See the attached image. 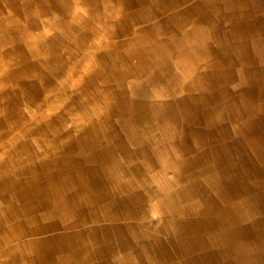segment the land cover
Segmentation results:
<instances>
[{
	"label": "crops",
	"instance_id": "0c3cea01",
	"mask_svg": "<svg viewBox=\"0 0 264 264\" xmlns=\"http://www.w3.org/2000/svg\"><path fill=\"white\" fill-rule=\"evenodd\" d=\"M5 1L0 203L34 252L0 264H264V0Z\"/></svg>",
	"mask_w": 264,
	"mask_h": 264
},
{
	"label": "bare ground",
	"instance_id": "6f19581e",
	"mask_svg": "<svg viewBox=\"0 0 264 264\" xmlns=\"http://www.w3.org/2000/svg\"><path fill=\"white\" fill-rule=\"evenodd\" d=\"M141 1V0H140ZM139 1V2H140ZM219 1V0H218ZM11 2V3H10ZM215 2H217V1H215ZM186 3V2H185ZM213 3V2H212ZM11 4V5H10ZM27 3H26V0H24L23 1V6L24 5H26ZM140 4V3H139ZM5 5L6 6H8V5H10V8H14V7H16L15 6V3L12 1V0H8V1H5ZM125 5V4H124ZM194 5V4H193ZM192 5V6H193ZM197 5V4H196ZM195 5V6H196ZM217 6V5H216ZM215 6V7H216ZM221 6H223V5H221ZM165 7V6H164ZM185 7V6H184ZM183 7V8H184ZM18 8V7H17ZM152 9H154V8H152ZM155 10V9H154ZM185 10V9H184ZM161 12V11H160ZM169 12V11H168ZM171 12V11H170ZM168 14V13H167ZM11 16V18H9ZM166 16V15H165ZM242 16V15H241ZM31 17V15L30 14H26V13H8V15H7V18H4L5 20H3L4 22H5V24L7 25V26H10L11 27V25H15L16 23L18 24H24V23H28L27 21L29 20V18ZM217 18V17H216ZM235 18V17H234ZM178 19V18H177ZM238 19H240V18H238ZM246 19V18H245ZM155 20V19H154ZM158 20V19H157ZM237 20V19H236ZM1 21V20H0ZM161 22V21H160ZM162 22H164V21H162ZM2 26V25H1ZM3 27V26H2ZM26 33L25 32H23V37H25L26 38ZM17 37V36H16ZM18 38V37H17ZM217 38V37H216ZM14 41V40H13ZM18 41V40H17ZM127 46V45H126ZM156 46H158V45H156ZM5 48V47H4ZM14 54V50H8V51H6V54L5 55H7V56H9V55H13ZM127 60V59H126ZM119 61V60H118ZM1 62V61H0ZM10 62H12V63H16L17 62V60H12V61H10ZM2 64H4L3 62H1ZM20 63V62H19ZM18 63H16V65H14V66H17V68H18V66L20 65V67H22V69H24V71L22 70V77L23 78H30V77H32L33 75L31 74L35 69H36V67H34L33 66V64H32V61L29 59V61L27 62V63H21V64H19V65H17ZM14 66H12L11 68H6V72H7V74H5L6 76H4L5 78V85L6 86H8V89H6V94L7 95H9L10 97H12V87L10 88V86H12V85H14V80H13V78H11L10 77V72H11V70H12V68L14 67ZM16 68V69H17ZM40 68V67H39ZM38 68V69H39ZM14 69H15V67H14ZM2 70V69H1ZM94 71V70H93ZM121 71V70H120ZM96 72V71H95ZM128 72V71H127ZM48 74V73H47ZM118 74H120V73H118ZM17 75V74H16ZM122 75H120V77H121ZM99 78V77H98ZM102 78V77H101ZM135 78V77H134ZM21 79V78H20ZM51 79V78H50ZM49 79V80H50ZM122 79V78H121ZM25 80V79H24ZM247 80V79H246ZM26 81V80H25ZM122 81V80H121ZM147 81H148V79H147ZM146 81V82H147ZM29 82H31V81H29ZM35 82V81H34ZM107 82V81H106ZM136 82V81H135ZM140 82V81H139ZM32 83V82H31ZM134 83V82H133ZM30 84V83H29ZM156 84H157V82H156ZM20 85H23L21 82H20ZM38 86H39V84H37ZM44 85V84H43ZM135 85V84H134ZM158 85H160V83L158 84ZM157 85V86H158ZM132 86H133V84H132ZM2 87V86H1ZM19 87V86H18ZM33 87V86H32ZM3 88V87H2ZM36 88V87H35ZM39 88V87H38ZM133 88H134V86H133ZM23 89V88H22ZM134 90V89H133ZM32 91V90H31ZM35 91V90H34ZM101 91V90H100ZM148 91V90H147ZM146 91V92H147ZM28 92V91H27ZM130 92H132V91H130ZM4 93V92H3ZM30 93V92H29ZM38 93V92H37ZM44 93V92H43ZM145 93V92H144ZM157 93V92H156ZM254 93V92H253ZM102 94V93H101ZM14 95V94H13ZM33 95V94H32ZM98 95V94H97ZM254 95V94H253ZM30 96H31V94H30ZM158 96V95H157ZM9 97V98H10ZM73 97V96H72ZM96 97V96H95ZM143 97V96H142ZM9 98L7 99V100H9ZM93 97H91V99H92ZM97 98V97H96ZM72 99V98H71ZM90 99V98H89ZM120 99V98H119ZM254 99V98H253ZM252 99V100H253ZM43 100V99H42ZM76 100V99H75ZM95 100V99H94ZM100 100V99H99ZM1 101H2V99H1ZM33 101V100H32ZM40 101H41V99H40ZM42 102V101H41ZM81 102V101H80ZM3 103V102H2ZM43 103V102H42ZM104 103V102H103ZM44 104V103H43ZM8 106V105H7ZM43 106V105H42ZM250 107H256V106H250ZM121 108V107H120ZM137 108V107H136ZM140 108V107H139ZM246 108V107H245ZM257 108V107H256ZM96 109V108H95ZM99 110H101V109H99ZM138 110V109H137ZM240 110V109H239ZM96 111V110H95ZM122 111H123V109H122ZM133 111V110H132ZM254 111V110H253ZM48 112V111H47ZM217 112V111H216ZM255 112V111H254ZM120 113V112H119ZM215 113V112H214ZM59 114V113H58ZM151 114V113H150ZM44 115V114H43ZM55 115V114H54ZM90 115V114H89ZM95 115V114H94ZM153 115V114H152ZM6 116V115H5ZM163 116V115H162ZM35 117V116H34ZM235 117V116H234ZM32 118H33V116H32ZM112 118V117H111ZM115 118V117H114ZM119 118V117H118ZM250 118V117H249ZM109 119V118H108ZM121 119V118H120ZM38 120V119H37ZM40 120V119H39ZM74 120V119H73ZM101 120V119H100ZM127 120V119H126ZM219 120H220V118H219ZM75 122V121H74ZM118 122V121H117ZM222 122V121H221ZM29 123V122H28ZM27 123V124H28ZM35 123V122H34ZM44 123V122H43ZM49 123V122H48ZM130 123V122H129ZM26 124V123H25ZM24 124V125H25ZM63 124V123H62ZM72 124V123H71ZM70 124V125H71ZM126 124V123H125ZM107 125V124H106ZM145 125V124H144ZM31 126V125H30ZM39 126V125H38ZM141 126V125H140ZM139 126V127H140ZM165 126V125H164ZM112 127V126H111ZM22 128V127H21ZM62 128V127H61ZM64 128V127H63ZM240 128V127H239ZM38 129V128H37ZM169 129V128H168ZM215 129V128H214ZM243 129V128H242ZM10 129L9 128H7V131H9ZM140 130V129H139ZM236 130H237V128H236ZM22 131V130H21ZM130 131V130H129ZM165 131V130H164ZM32 132V131H31ZM42 132V131H41ZM76 132V131H75ZM135 132H137V131H135ZM134 132V133H135ZM145 132H146V130H145ZM234 132V131H233ZM238 132V131H237ZM20 133V132H19ZM211 133V132H210ZM235 133V132H234ZM240 133H242V132H240ZM29 134V133H28ZM81 134V133H80ZM154 134V133H153ZM43 135V134H42ZM78 135V134H77ZM138 135H139V133H138ZM162 135H164V134H162ZM218 135V134H217ZM222 135V134H221ZM242 135V134H241ZM25 136V135H24ZM136 136V135H135ZM46 137V136H45ZM83 137V136H82ZM34 138V137H33ZM141 138V137H140ZM243 138V137H242ZM47 139V138H46ZM92 139V138H91ZM104 139V138H103ZM86 140V139H85ZM139 140V139H138ZM137 140V141H138ZM30 141V140H29ZM42 141V140H41ZM90 141V140H89ZM242 141V140H241ZM51 142V141H50ZM57 142V141H56ZM125 142V141H124ZM141 142V141H140ZM148 142V141H147ZM31 143V142H30ZM44 143V142H43ZM79 143V142H78ZM89 143V142H88ZM240 143V142H239ZM256 143V142H255ZM33 144V143H32ZM41 144V143H40ZM87 144V143H86ZM113 144V143H112ZM207 144V143H206ZM50 145V144H49ZM57 145H58V143H57ZM114 145V144H113ZM16 146V145H15ZM39 146V145H38ZM47 146V145H46ZM53 146V145H52ZM79 146V145H78ZM158 146V145H157ZM41 147V146H40ZM64 147V146H63ZM116 147V146H115ZM127 147V146H126ZM203 147H205V146H203ZM241 147V146H240ZM60 148V147H59ZM89 148V147H88ZM211 148V147H210ZM217 148V147H216ZM224 148V147H223ZM12 149V148H11ZM33 149V148H32ZM61 149V148H60ZM116 149H118V148H116ZM115 149V150H116ZM123 149V148H122ZM58 150V149H57ZM79 150H81V148L79 149ZM84 150V149H83ZM103 150V149H102ZM121 150V149H120ZM132 150H134V149H132ZM163 150V149H162ZM35 151V150H34ZM96 151V150H95ZM159 151V150H158ZM164 151V150H163ZM211 151V150H210ZM214 151V150H213ZM5 152V151H4ZM8 152V151H7ZM54 152V151H53ZM52 152V153H53ZM57 152V151H56ZM62 152V151H61ZM120 152V151H119ZM137 152V151H136ZM155 152V151H154ZM215 152V151H214ZM6 153V152H5ZM55 153V152H54ZM97 153V152H96ZM129 153H130V151H129ZM135 153V152H134ZM245 153V152H244ZM16 154V153H15ZM38 154V153H37ZM99 154H100V151H99ZM248 154V153H247ZM36 155V154H35ZM118 155V154H117ZM122 155V157H123V154H121ZM124 155H125V153H124ZM130 155V154H129ZM29 156V155H28ZM53 156V155H52ZM101 156V155H100ZM24 157V156H23ZM41 157V156H40ZM128 157V156H127ZM254 157V156H253ZM43 158V157H42ZM58 158V157H57ZM74 158V157H73ZM130 158H132V157H130ZM129 158V159H130ZM226 158V157H225ZM243 158V157H242ZM48 159V158H47ZM118 159H120V158H118ZM246 159V158H245ZM252 159V158H251ZM254 159V158H253ZM103 160V159H102ZM126 160V159H125ZM227 160V159H226ZM5 161V160H4ZM45 161V160H44ZM106 161V160H105ZM114 161V160H113ZM124 161V160H123ZM109 162V161H108ZM4 162L2 161L0 164H3ZM10 163V162H9ZM15 163V162H14ZM23 163V162H22ZM27 163H28V161H27ZM32 163H33V160H32ZM125 163V162H124ZM31 164V163H30ZM66 164V163H65ZM100 164V163H99ZM109 164V163H108ZM252 164V163H251ZM259 164H262V163H259ZM33 165V164H32ZM35 165V164H34ZM63 165V164H62ZM106 165V164H105ZM11 166V165H10ZM20 166V165H19ZM29 166V165H28ZM49 166V165H48ZM128 166V165H127ZM68 167V166H67ZM16 168V167H15ZM27 168V167H26ZM255 168V167H254ZM260 168V167H259ZM12 169H13V167H12ZM20 169V168H19ZM29 169V168H28ZM27 169V170H28ZM36 169V168H35ZM34 169V170H35ZM4 170V169H3ZM52 170V169H51ZM93 170V169H92ZM10 171V170H9ZM16 171H18V170H16ZM38 171V170H37ZM55 171V170H54ZM261 171V170H260ZM11 172V171H10ZM31 172V171H30ZM39 172V171H38ZM89 172V171H88ZM92 172V171H91ZM32 173V172H31ZM34 173V172H33ZM84 173V172H83ZM223 173V172H222ZM224 174V173H223ZM228 174V173H227ZM18 175V174H17ZM101 175V174H100ZM235 175V174H234ZM24 176H26L25 174H24ZM60 176V175H59ZM129 176V175H128ZM197 176V175H196ZM228 176V175H227ZM223 177V176H222ZM236 177V176H235ZM241 177V176H240ZM224 178V177H223ZM247 178V177H246ZM229 179V178H228ZM242 179V178H241ZM88 180V179H87ZM125 180V179H124ZM8 181H10V182H16V181H21V179L18 177V176H16V177H13L12 178V176H8V178L7 179H5V178H3L2 177V174H0V183L2 182V186L3 185H8ZM62 181V180H61ZM78 181V180H77ZM215 181V180H214ZM236 181V180H235ZM240 182V181H239ZM103 183V182H102ZM222 183V182H221ZM61 184V183H60ZM86 184V183H85ZM18 185V184H17ZM52 185V184H51ZM64 185V184H63ZM235 185V184H234ZM39 186V185H38ZM227 186V185H226ZM225 186V187H226ZM21 187V186H20ZM145 187V186H144ZM3 188V191L2 192H0V196H3V197H6V192H7V190L8 189H5L4 187H2ZM66 188V187H65ZM61 189V188H60ZM109 189H111V188H109ZM198 189V188H197ZM48 190V189H47ZM52 190V189H51ZM119 190V189H118ZM123 190V189H122ZM148 190V189H147ZM256 190V189H255ZM66 191V190H65ZM64 191V192H65ZM116 191V190H115ZM171 191V190H170ZM211 191V190H210ZM209 191V192H210ZM49 192V191H48ZM63 192V191H62ZM209 192H207L208 194H209ZM172 193V192H171ZM170 193V194H171ZM158 194H159V192H158ZM157 194V195H158ZM164 194V193H163ZM239 194V193H238ZM14 195V194H13ZM112 195V194H111ZM146 195V194H145ZM242 195V194H241ZM260 195V194H259ZM60 196V195H59ZM69 196H70V194H69ZM195 196V195H194ZM212 196V195H211ZM232 196V195H231ZM236 196V195H235ZM235 196H233V197H235ZM238 196V195H237ZM247 196V195H246ZM55 197V196H54ZM82 197V196H81ZM191 197V196H190ZM198 197V196H197ZM205 197V196H204ZM262 197V196H261ZM66 198V197H65ZM239 198V197H238ZM242 198V197H241ZM63 199V198H62ZM136 199V198H135ZM259 199V198H258ZM2 200V199H1ZM0 200V201H1ZM3 200L5 201V202H3V203H7L8 202V200H6V199H4L3 198ZM55 200V199H54ZM77 200V199H76ZM123 200V199H122ZM233 200V199H232ZM239 200V199H238ZM246 200V199H245ZM131 201H132V199H131ZM174 201V200H173ZM244 201V200H243ZM248 202H249V199L247 200ZM55 202H56V200H55ZM123 202V201H122ZM224 202V201H223ZM247 202V203H248ZM1 204L0 203V210L2 211L1 213H0V248H8L9 246H10V244H11V240H14V243H12V244H17V245H15L16 247H19V248H23V250H21V252H20V255L22 256V259H27V257H32V254H33V252H34V247L32 248V247H28L27 249H26V246H27V244L28 243H24L23 245L22 244H20V239L19 238H22V233H23V235H25V233L24 232H21V230L19 229L20 227H19V225H18V227H17V224H19L18 223V221H16V220H12V219H9V218H7L6 217V215H4L3 213L4 212H8V213H11V212H13L15 209H16V207H15V205H13L11 202H9V204ZM214 203V202H213ZM220 203V202H219ZM244 203V202H243ZM82 204V203H81ZM121 205H123V204H121ZM242 205V204H241ZM81 206V205H80ZM215 206L217 207V205L215 204ZM247 206V205H246ZM181 207V206H180ZM52 208H54V207H52ZM87 208V207H86ZM109 208V207H108ZM118 208V207H117ZM244 208V207H243ZM20 209V208H19ZM45 209V208H44ZM55 209V208H54ZM100 209V208H99ZM121 209V208H120ZM241 209V208H240ZM49 210V209H48ZM67 210V209H66ZM120 211V210H119ZM172 211V210H171ZM264 211V210H263ZM15 212V211H14ZM14 212H13V214H14ZM106 212V211H105ZM123 212V211H122ZM128 212V211H127ZM134 212V211H133ZM190 212V211H189ZM56 213V212H55ZM126 213V212H125ZM136 213V212H135ZM171 213V212H170ZM173 214H174V212H172ZM171 213V214H172ZM202 213V212H201ZM246 213V212H245ZM22 214V213H21ZM50 214V213H49ZM69 214V213H68ZM137 214V213H136ZM171 214H169V215H171ZM190 214V213H189ZM211 214V213H210ZM244 214V213H243ZM255 214V213H254ZM262 214V213H261ZM10 215V214H9ZM25 215V214H24ZM46 215V214H45ZM57 215H58V213H57ZM200 215V214H199ZM240 215V214H239ZM248 215V214H247ZM246 215V216H247ZM33 216V215H32ZM41 216V215H40ZM69 216V215H68ZM218 216V215H217ZM13 217V216H12ZM27 218V217H26ZM30 218V217H29ZM68 218V217H67ZM122 218H123V216H122ZM146 218V217H145ZM171 218V217H170ZM256 218V217H255ZM16 219V218H15ZM35 219V218H34ZM43 219V218H42ZM168 219V218H167ZM210 219V218H209ZM148 220H150V219H148ZM236 220V219H235ZM29 221H31V220H29ZM56 221V220H55ZM161 221V220H160ZM260 221V220H259ZM23 222V221H22ZM58 222V221H57ZM169 222V221H168ZM204 222V221H203ZM211 221H209V223H210ZM234 222V221H233ZM42 223V222H41ZM126 223V222H125ZM158 223V222H157ZM52 224V223H51ZM186 224V223H185ZM187 224H188V222H187ZM253 224H254V222H253ZM56 225V224H55ZM112 225V224H111ZM155 226V225H154ZM35 227V226H34ZM33 227V228H34ZM126 227V226H125ZM5 228L7 229L6 230V232L8 233V234H10V235H4L3 233H5L4 232V230H5ZM138 228V227H137ZM159 228V227H158ZM188 228V227H187ZM254 228V227H253ZM31 229V228H30ZM47 229V228H46ZM58 229V228H57ZM195 229V228H194ZM264 229V228H263ZM24 230V229H23ZM35 230V229H34ZM45 230V229H44ZM184 230V229H183ZM227 230V229H226ZM256 230V229H255ZM26 231V230H25ZM29 231V230H28ZM36 231V230H35ZM59 231V230H58ZM140 231H141V229H140ZM139 231V232H140ZM144 231H146V230H144ZM236 231V230H235ZM55 232V231H54ZM107 232V231H106ZM111 232V231H110ZM142 232V231H141ZM194 232V231H193ZM215 232V231H214ZM255 232V231H254ZM88 233V232H87ZM90 233V232H89ZM92 233V232H91ZM94 233V232H93ZM128 233V232H127ZM157 233V232H156ZM160 233V232H159ZM163 233V232H162ZM183 233V232H182ZM196 233V232H195ZM199 233H200V231H199ZM205 233V232H204ZM187 234V233H186ZM185 234V235H186ZM256 234V233H255ZM29 235V234H28ZM111 235V234H110ZM123 235V234H122ZM167 235V234H166ZM223 235V234H222ZM40 236V235H39ZM58 236V235H57ZM139 236V235H138ZM193 236V235H192ZM226 236V235H225ZM24 237V236H23ZM107 237V236H106ZM110 237V236H109ZM189 237H191V236H189ZM206 237V236H205ZM214 237V236H213ZM32 238V237H31ZM102 238V237H101ZM232 238V237H231ZM19 239V242H17V240ZM34 239V238H33ZM39 239V238H38ZM57 239V238H56ZM108 239V238H107ZM132 239V238H131ZM225 239V238H224ZM45 240V239H44ZM74 240H75V238H74ZM95 240V239H94ZM201 240V239H200ZM208 240V239H207ZM29 241H31V239L30 240H28V241H26V242H29ZM54 241V240H53ZM108 241V240H107ZM209 241V240H208ZM221 241V240H220ZM22 242V241H21ZM37 242V241H36ZM105 242V241H104ZM149 242V241H148ZM176 242V241H175ZM224 242V241H223ZM261 242V241H260ZM89 243V242H88ZM190 243V242H189ZM217 243V242H216ZM263 243V242H262ZM57 244V243H56ZM55 244V245H56ZM168 244V243H167ZM95 245H96V243H95ZM157 245V244H156ZM242 245V244H241ZM59 246V245H58ZM191 246V245H190ZM37 247H39V246H37ZM46 248V247H45ZM50 248V247H49ZM96 248V247H95ZM98 248V247H97ZM165 248V247H164ZM225 248V247H224ZM59 249V248H58ZM61 249V248H60ZM92 249V248H91ZM157 249H158V247H157ZM20 250V249H19ZM49 250V249H48ZM126 250V249H125ZM161 250V249H160ZM159 250V251H160ZM23 251V252H22ZM50 251V250H49ZM66 251V250H65ZM101 251V250H100ZM165 252L167 251V250H164ZM250 251V250H249ZM253 251V250H252ZM257 251V250H256ZM63 252V251H62ZM103 252V251H102ZM215 252V251H214ZM17 253V252H16ZM97 253V252H96ZM257 253V252H256ZM115 254V253H114ZM54 255V254H53ZM53 255H52V257H53ZM96 255V254H95ZM153 255V254H152ZM42 256L43 255H41L39 252H38V254H37V256H36V259H35V261L36 262H39L41 259H42ZM65 256V255H64ZM97 256V255H96ZM120 256V255H119ZM176 256V255H175ZM218 256V255H217ZM248 256V255H247ZM252 256V255H251ZM30 257V258H31ZM44 257V256H43ZM60 257V256H59ZM69 257V256H68ZM83 257V256H82ZM115 257V256H114ZM258 257V256H257ZM260 257V256H259ZM30 258H28V263L29 264H31V261H33V260H31ZM47 258H49V257H47ZM159 258V257H158ZM163 258V257H162ZM252 258V257H251ZM66 259V258H65ZM115 259V258H114ZM200 259V258H199ZM217 259V258H216ZM220 259V258H219ZM260 259V258H259ZM116 260V259H115ZM238 260V259H237ZM113 261V260H112ZM169 261V260H168ZM167 261V262H168ZM260 261V260H259ZM24 262V261H23ZM115 263H116V261H114ZM149 262V261H148ZM7 263V262H6ZM25 263V262H24ZM35 263V262H34ZM131 263V262H130ZM147 263V262H146ZM192 263V262H191ZM262 263V262H261ZM11 264V263H10ZM185 264H187V262L185 263Z\"/></svg>",
	"mask_w": 264,
	"mask_h": 264
},
{
	"label": "rangeland",
	"instance_id": "374dc122",
	"mask_svg": "<svg viewBox=\"0 0 264 264\" xmlns=\"http://www.w3.org/2000/svg\"><path fill=\"white\" fill-rule=\"evenodd\" d=\"M6 89H8V86H6V87L4 86L2 88V90H6ZM19 107H20V109L22 108L23 109L22 111H25L26 113H28V111H32L34 109V107L33 106H30V105H22V106L19 105ZM21 125L24 126L23 123H21ZM8 138H12V136L11 135L10 136L7 135L5 138H2L0 140V145H4L6 143V141L8 140Z\"/></svg>",
	"mask_w": 264,
	"mask_h": 264
}]
</instances>
